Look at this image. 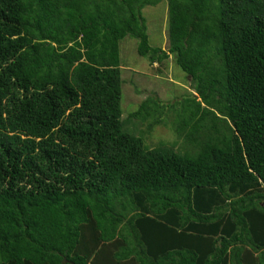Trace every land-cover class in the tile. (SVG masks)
<instances>
[{
    "label": "trees",
    "instance_id": "obj_1",
    "mask_svg": "<svg viewBox=\"0 0 264 264\" xmlns=\"http://www.w3.org/2000/svg\"><path fill=\"white\" fill-rule=\"evenodd\" d=\"M127 37L192 79L193 151L123 131ZM0 264H264V0H0Z\"/></svg>",
    "mask_w": 264,
    "mask_h": 264
},
{
    "label": "rangeland",
    "instance_id": "obj_2",
    "mask_svg": "<svg viewBox=\"0 0 264 264\" xmlns=\"http://www.w3.org/2000/svg\"><path fill=\"white\" fill-rule=\"evenodd\" d=\"M142 15L146 20L150 45L169 50L167 1L144 8ZM137 48L138 41L131 37L125 38L120 45L123 131L142 138L149 149L165 147L180 153L187 149L193 151L184 138L185 134L182 133L179 137L177 133L178 113L169 109L170 105L188 97L189 94L196 95L192 79L176 66L173 57L162 64H151L138 54ZM148 97H153L161 103L160 107L166 106L168 109L162 108L163 114L153 115L145 121L133 119L131 115Z\"/></svg>",
    "mask_w": 264,
    "mask_h": 264
},
{
    "label": "crops",
    "instance_id": "obj_3",
    "mask_svg": "<svg viewBox=\"0 0 264 264\" xmlns=\"http://www.w3.org/2000/svg\"><path fill=\"white\" fill-rule=\"evenodd\" d=\"M165 50V49H164Z\"/></svg>",
    "mask_w": 264,
    "mask_h": 264
}]
</instances>
